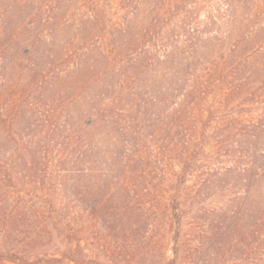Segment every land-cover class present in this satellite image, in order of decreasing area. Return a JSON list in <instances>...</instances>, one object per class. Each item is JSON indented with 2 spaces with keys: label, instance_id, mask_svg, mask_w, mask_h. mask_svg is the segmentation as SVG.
Listing matches in <instances>:
<instances>
[{
  "label": "trees",
  "instance_id": "16d2710c",
  "mask_svg": "<svg viewBox=\"0 0 264 264\" xmlns=\"http://www.w3.org/2000/svg\"><path fill=\"white\" fill-rule=\"evenodd\" d=\"M211 3L15 0L9 16L0 18V219L5 228L6 221L12 224L20 215L16 207L6 209L4 196L17 178V166H24L20 173L25 177L45 180L48 172L39 162L44 147L37 150L38 141L47 142L57 129L72 126L87 131L88 137L66 132L62 157L76 149V162L91 156L99 164L113 159L120 148L123 175L130 173L125 180H132L131 186L140 191L148 192L163 179L154 180V168L147 165L146 139L167 144L179 168L171 183L174 258L168 264L189 256L183 226L201 190L191 191L186 184L206 146L196 138L198 131L195 137L188 134V123L213 91L208 81L195 77L210 65L205 70L216 73V143L227 149L236 139L250 167L239 169L233 181L245 178L247 195L241 203L216 211L225 224L219 241L237 231L238 249H225L226 254L242 253L251 263L264 264V191L261 197L258 189L264 184V0H216V7ZM202 10L208 11L206 21ZM208 27L216 28V34L204 39L202 28ZM230 97L238 104L252 103L247 110L261 111L259 118L247 123L230 120L222 114V102ZM214 117L211 111L210 119ZM231 122L235 128L228 127ZM33 128L39 130L37 135ZM155 155L161 156L157 151ZM86 163V171L93 170ZM105 208L100 204L93 211L102 214ZM245 220L249 224L241 225ZM26 237L17 241L21 246L15 251L0 247V264H103L95 246L96 254H91L82 240L65 236L63 252L47 254L46 239H58L52 232L30 229Z\"/></svg>",
  "mask_w": 264,
  "mask_h": 264
},
{
  "label": "rangeland",
  "instance_id": "374dc122",
  "mask_svg": "<svg viewBox=\"0 0 264 264\" xmlns=\"http://www.w3.org/2000/svg\"><path fill=\"white\" fill-rule=\"evenodd\" d=\"M14 2L15 0H0V18L9 16ZM211 6L216 7V0H212ZM208 11L200 12L203 21H206ZM202 29L205 32L204 39L211 37L212 33L216 34V28L214 31L209 27ZM215 59L211 58V61ZM208 66L210 65L202 68L201 73L195 77L203 78V82L208 81L213 91L208 100L193 112L188 123V134L195 137L196 133L193 132L198 131L196 138L206 146L204 154L197 158L198 164L186 184L191 191L200 189L201 195L192 202L183 226L188 243L187 252L189 251L190 255L180 259L177 264H253L248 260L249 256H242V253L226 254L225 249H238L235 248L239 238L237 231H232L231 237L225 241H219V231L225 224L220 222L216 211L225 210L228 206L236 207V203H241L239 199L247 195L245 178L240 176L241 180L233 181L239 176V169L250 167L248 159L242 157L243 146L238 145L236 139L229 141L227 149L216 143V133L219 132H216V73H213V76L208 73L209 70H205ZM218 89L217 92L221 95V88ZM238 102L232 97L222 102V114L228 115L235 123L240 120L247 123L259 118L261 111L254 108L247 110L251 108L252 103ZM211 111L215 113L212 119ZM235 123L231 122L228 127L235 128ZM34 131L35 135L39 133V130L33 128L32 132ZM70 131L80 132L82 137H88L87 131L81 132L76 130V127L67 126L57 129L47 142H44V139L38 141L37 150H40L41 145L44 147L39 162L43 170L48 172L45 180H31V177H25L24 172L20 173L24 166H17V178L4 196L6 209L16 207L15 212L20 215L12 224L6 221L7 228L0 219V247L15 251L21 246L19 242L23 238L28 239V230L35 229L39 232L43 229L58 237L57 240L55 238L51 241L52 243L50 239H46L47 254H55L57 250L58 253L63 252L66 247L63 239L70 236L73 241L82 240L83 246L91 251V254H96L97 251L99 256L104 258L100 261L103 264H168V261L174 258L171 251L173 234L170 227V196L174 193L171 188V183L176 180L174 172L179 171L178 163H175L176 154L166 147L167 144H158L150 138L146 139L148 148L144 155L148 159L147 165L154 168V180L157 176H162L163 179L160 180L162 182L155 181V186L148 192L140 191L131 186L132 180H125L129 178L130 173L123 175L120 148L116 149L117 154L113 159L107 158L104 160L106 162L99 164H95V159L91 156L76 162V158L72 157V154L77 153L76 149L70 150V154L65 153L62 157L63 145L66 143L64 136ZM98 140L100 137L97 136L95 142ZM238 140L243 142L242 139ZM86 142L84 140L83 143ZM104 146L103 152L106 150ZM148 151L153 154L150 155ZM156 151L161 154L160 157L155 155ZM100 156L105 157V153ZM86 162H90L93 170L86 171ZM72 169L76 171H70ZM216 173L220 176L216 177ZM205 180L207 183L202 186ZM227 183L231 184L228 186ZM262 185L258 187L261 197L264 191ZM100 204L106 208L102 214L95 213L93 210L100 208ZM29 207L31 214L27 209ZM97 214H100L101 220ZM23 215H31L34 219L28 222ZM46 216H52V220H46ZM248 224L246 220L241 222L243 226ZM54 226L60 232L55 230ZM243 228L242 234L249 230L250 225Z\"/></svg>",
  "mask_w": 264,
  "mask_h": 264
}]
</instances>
